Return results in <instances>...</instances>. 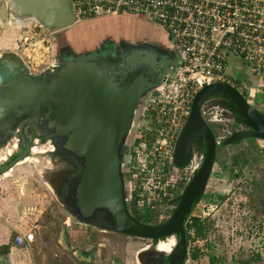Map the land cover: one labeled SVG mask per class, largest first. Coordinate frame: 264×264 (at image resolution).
I'll use <instances>...</instances> for the list:
<instances>
[{
    "label": "water",
    "instance_id": "water-1",
    "mask_svg": "<svg viewBox=\"0 0 264 264\" xmlns=\"http://www.w3.org/2000/svg\"><path fill=\"white\" fill-rule=\"evenodd\" d=\"M69 3V0H5L0 3V24L10 26L31 20L48 33L59 35L77 22ZM130 48L121 49L118 62L113 65L75 53L59 61L54 74L39 76L30 75L15 53L0 58V78L4 76L0 84V118L15 115L11 119L17 121L13 130L32 128L35 121L49 132L37 139L61 140V154L80 163L75 199L70 203L79 221L92 223L98 212H104L109 218V228L115 233L158 242L175 237L176 244L164 264H181L188 251L185 221L205 192L220 145L202 117L203 102L211 96L224 97L247 126L248 130L225 139V145L248 138L264 140V118L229 84L214 83L199 90L177 139L174 164L178 169L186 168L195 152L204 149L201 166L166 221L157 225L137 221L126 205L125 142L133 130L139 102L163 84L177 55L174 45L168 53L146 44ZM5 70L17 77L5 75ZM15 135L17 146L23 150L0 165V174L11 170L33 151V141L26 145L24 136ZM81 248L89 256L95 246L87 243Z\"/></svg>",
    "mask_w": 264,
    "mask_h": 264
},
{
    "label": "rangeland",
    "instance_id": "rangeland-1",
    "mask_svg": "<svg viewBox=\"0 0 264 264\" xmlns=\"http://www.w3.org/2000/svg\"><path fill=\"white\" fill-rule=\"evenodd\" d=\"M69 4L71 8V3ZM108 17V22L100 24V30L109 29L101 33L102 40H113L117 37L128 41L142 39L141 35L132 38L119 34L120 29H113L120 26L114 25V22L121 19V16ZM91 21L76 22L74 27L62 33L88 25ZM126 27V23L122 24L121 29L127 30ZM131 28L134 29L133 26ZM62 33L50 34L31 20L10 26L0 24V58L15 53L31 74L48 73L60 64L59 48L69 43L68 38L66 42L63 38L60 39ZM71 46L80 54L86 51L88 43L80 41L72 43ZM228 71L247 88L258 83V76L252 67L240 59L231 58ZM242 93L245 95L244 91ZM146 96L139 102L136 124ZM250 101L257 111L264 114V92H256L254 99ZM216 104L217 101L204 106L207 108L204 118L209 121L217 141L221 142L240 130L241 126L235 122L234 115L224 113L225 109ZM136 124L125 142L123 164L130 153ZM33 141L34 151L27 160L16 164L17 169L5 177V180L10 181L15 196L20 197L17 199L18 211L13 208L19 227L17 232H12L11 237L13 244L23 253L18 257L19 262L24 260L23 264H153L155 262L151 259L154 256L166 259L171 252L159 251L157 245L161 241L168 243L172 240H175L176 244L175 237L154 243L150 239L118 234L109 228L108 215L105 221L97 219L89 224L80 222L71 211L70 204L61 195L66 186L77 184L82 170L80 163L68 155L61 154L60 158L51 151L54 146L50 141ZM251 142H255L258 149L250 158L249 164L233 165V156L241 150L251 148ZM17 144L18 138L15 135L7 145L13 151L4 161H0V165L18 152ZM200 158L201 155H196L190 166L178 169L176 178L186 179L188 184L202 163L203 158L201 161ZM124 179L126 183L125 175ZM65 184L66 186H63ZM2 195L9 197L10 192L3 190ZM172 212L164 214L160 221L156 220L150 224L166 221ZM190 218L203 220L207 233L203 238L191 239L189 255L196 253L197 256H189L184 264H211L212 259L214 264H264V140L245 139L237 144L217 148L212 174ZM17 236L24 238L23 245L16 244ZM192 236H195L193 232ZM87 243L95 246L89 256L81 248ZM18 260L14 263L20 264Z\"/></svg>",
    "mask_w": 264,
    "mask_h": 264
},
{
    "label": "built area",
    "instance_id": "built-area-1",
    "mask_svg": "<svg viewBox=\"0 0 264 264\" xmlns=\"http://www.w3.org/2000/svg\"><path fill=\"white\" fill-rule=\"evenodd\" d=\"M69 1L77 22L124 14L141 16L172 40L176 62L163 84L143 101L123 164L129 213L145 224L160 221L175 210L179 186L186 181L176 178L174 151L198 91L210 84L226 83L242 95L244 91L250 104L256 92H264V0ZM231 58L252 67L258 76L255 86L247 88L229 74ZM215 101L209 98L203 102V118L204 106ZM16 243L23 245L25 240L17 237Z\"/></svg>",
    "mask_w": 264,
    "mask_h": 264
},
{
    "label": "flooded vegetation",
    "instance_id": "flooded-vegetation-1",
    "mask_svg": "<svg viewBox=\"0 0 264 264\" xmlns=\"http://www.w3.org/2000/svg\"><path fill=\"white\" fill-rule=\"evenodd\" d=\"M3 1H5V0H0V3ZM0 8H1V6H0ZM119 16H121V17H119L121 19L116 20V22H114V25L119 24L120 26H118L117 29L114 28L113 30H119L120 29L119 34H125V36L127 35V36H130L132 38L135 35H137V36L141 35L142 39L137 38V40L128 41V40H125V38L121 39V37H117V38H113V40H111L110 38L102 40L101 33L103 32V30L104 31L109 30L108 28L100 30V24H103L105 22H108L107 20H110L109 17L108 18L105 17L106 19H104L102 21V23H99L98 21H94L92 23H89L88 25H83V26L81 25V26H78V27L68 31V32L62 33L60 36V39L63 38L64 42H66V39L68 38L69 41H67V42H69V43H66V44H64V46H61V48H59V53H58L59 61L61 62V60L69 58V57H71V55H74L76 52H75L74 48L71 46V44L76 43V42H80V41L81 42L86 41L88 43V46L86 47L85 52L80 53V54L76 53L77 55H83V56H86V57L93 59V60H96V61L105 62L107 64L109 63L110 65L116 64L118 62V59H119L118 53L120 52L121 49L129 51L131 49L130 48L131 45H135V44H138V45L146 44L149 47H153L156 50H158L160 52H165V53L172 51V45L173 44H172L168 34L165 31H163L161 28H159L156 24H153V23L149 24V22L146 21V19L141 17V16H135V15H130V14H124V15H119ZM125 23L127 24V26L129 28L126 27L127 30H125V29L122 30L121 29L122 24H125ZM114 25H113V27H114ZM137 25H138L139 30H136V29H138ZM131 26H133L136 31L134 29H132ZM131 30L132 31L134 30V32H130ZM126 38L128 39V37H126ZM5 71H6V72H4L5 75H8V76L12 75L13 77H17L16 73L10 72L8 70H5ZM54 72H56V71L52 70V71H49L48 73H45V74H48V75L54 74ZM168 73H169V71H168ZM29 74L32 76L41 75V74H34V73L31 74L30 72H29ZM42 75H43V73H42ZM48 75H44V76L47 77ZM167 76H168V74H167ZM3 78H4V76H1L0 84L3 81ZM216 101L220 105L223 106V108L225 109L224 113L232 114V115H234V118H235V114H234L235 112H233L230 109V107H229L230 102L228 100L223 99V98H219V99L216 98ZM11 119H15V115H13V114L9 115L8 114V116L6 115L5 117L0 118V131L2 133H6V134H12L13 136H14V133H17L20 137L24 136L26 145H29L30 142H32L34 139L44 137L45 135H49V132L47 130H45L43 127H41L35 121L32 122V125H33L32 128L30 126H27L23 129L17 128L15 130H13L17 121H12ZM235 122H236V118H235ZM237 124L239 126H241V129L236 131V132H233L230 136H232L233 134H235L237 132L248 130V128L245 124H239V123H237ZM39 141H41V140H39ZM50 142H52V144L54 146V150H51V151L55 152V154H58V156H60V158H61V140H56V141L54 140V141H50ZM18 148H19L18 152L13 156H17L23 150L21 148V146ZM196 155H201V158H200V161H201L202 157L204 158V149L197 150L194 154L193 159L196 157ZM192 160H191V162H192ZM191 162H190V164H191ZM198 162H199V159H198ZM8 164H6V165H8ZM183 169H185V168H183ZM75 184H74V186H75ZM63 186H66V184ZM74 186H66V188H64V192L61 194L63 196V199L68 204L72 203V201L75 199L74 198L75 188H74V191L72 190ZM106 218H107L106 213H104V212L99 213L98 212L96 214V216L94 217V221L96 222L97 219L99 221H105ZM80 254L82 255L83 253H80ZM151 260L155 262L153 264H164L166 259H164V257L156 258L154 256Z\"/></svg>",
    "mask_w": 264,
    "mask_h": 264
},
{
    "label": "crops",
    "instance_id": "crops-1",
    "mask_svg": "<svg viewBox=\"0 0 264 264\" xmlns=\"http://www.w3.org/2000/svg\"><path fill=\"white\" fill-rule=\"evenodd\" d=\"M55 47H57V44ZM12 137V134H6L0 131V161H4V158L9 156L13 151V149H9L7 146ZM13 147H15V145ZM17 167V165L14 166L8 172L1 174L0 177V188H2V190H0V264H17L14 262H16L18 257L23 254L22 250L19 251V249L13 244V239L11 238L13 234L12 232H17L19 227L16 224L17 220L14 218L13 211L15 209L18 211L17 199H20V197L15 196L16 194L12 191L13 189L10 181L5 180V177L9 176L12 171L17 169ZM3 190L10 192V196L3 197ZM23 262L24 260H21L19 263L23 264Z\"/></svg>",
    "mask_w": 264,
    "mask_h": 264
},
{
    "label": "trees",
    "instance_id": "trees-1",
    "mask_svg": "<svg viewBox=\"0 0 264 264\" xmlns=\"http://www.w3.org/2000/svg\"><path fill=\"white\" fill-rule=\"evenodd\" d=\"M104 19H106V18H100V19H97V20H94V21L102 22ZM94 21H91L89 23H92ZM150 23L151 22H149V24ZM170 40H171V38H170ZM171 42H172V40H171ZM210 98H218V99L219 98H223V99H225L224 97H221V96H211ZM234 114H235L236 122L239 123V124H244V121L242 120V118L239 117L236 113H234ZM260 114L264 118V114L261 113V112H260ZM211 129H212V127H211ZM212 131L214 132V130H212ZM248 139H251L252 141L253 140L257 141V139H255V138H248ZM241 141H243V140H241ZM241 141H239L237 143H240ZM225 146L226 145L224 144V141H221V143H220V145L218 147H225ZM257 149L258 148H257L255 142H251V148L245 149V150H241L240 152H238L237 154H235L233 156V159H232L233 165H235V166H242L244 164L248 165L249 162H250V158L254 156V152L257 151ZM186 185H187L186 182L181 183L180 186H179V191L183 192V190L185 189ZM194 208H195V205L192 207V211L194 210ZM190 215L187 216L186 221H185V233H186V239H187V247H189L191 239L203 238V237L206 236V233H207L206 227H205V224H204L203 220H201L199 218H190ZM155 225H157V224H155ZM192 232L195 235L194 237L192 236ZM178 239H179V237H178ZM153 242L154 243H158V240H153ZM189 256L191 258H196L197 254L196 253H191L189 255V252L187 251L185 259H184V261L181 264H184V262L188 259ZM211 264H214V259H212ZM249 264H251V263H249Z\"/></svg>",
    "mask_w": 264,
    "mask_h": 264
},
{
    "label": "bare ground",
    "instance_id": "bare-ground-1",
    "mask_svg": "<svg viewBox=\"0 0 264 264\" xmlns=\"http://www.w3.org/2000/svg\"><path fill=\"white\" fill-rule=\"evenodd\" d=\"M34 149H35V146H34V148H33V151H34ZM33 151H32V152H33ZM24 160H25V159H24ZM174 244H175V241H174V240H172V241H170V242H168V243H164L163 241H161V242L157 245V249H158L159 251H166V252L168 253V252H170V251L172 250Z\"/></svg>",
    "mask_w": 264,
    "mask_h": 264
}]
</instances>
